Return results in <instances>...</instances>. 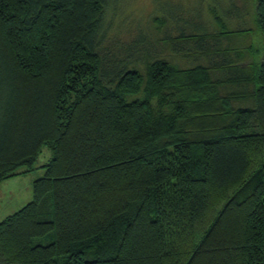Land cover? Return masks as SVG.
I'll return each instance as SVG.
<instances>
[{"label": "trees", "instance_id": "16d2710c", "mask_svg": "<svg viewBox=\"0 0 264 264\" xmlns=\"http://www.w3.org/2000/svg\"><path fill=\"white\" fill-rule=\"evenodd\" d=\"M108 2L0 0V185L53 153L0 264H264V0L262 51L218 48L250 31L214 11L226 31L180 37L207 65L144 72L104 53Z\"/></svg>", "mask_w": 264, "mask_h": 264}, {"label": "rangeland", "instance_id": "374dc122", "mask_svg": "<svg viewBox=\"0 0 264 264\" xmlns=\"http://www.w3.org/2000/svg\"><path fill=\"white\" fill-rule=\"evenodd\" d=\"M255 5L256 0H109L103 16L105 38L102 48L105 54L122 56L123 72L126 68H138L144 72L143 62L147 57L164 59L180 68L207 65L209 59L206 55L210 50L217 49V43L210 37L187 42H182L180 37L219 35L226 31L214 17L213 13L217 11L228 31H250L249 35L236 34L231 41L225 39L218 48L245 50L252 46L262 51L263 35L255 22ZM156 18L166 20L160 29L154 21ZM138 97L141 96L131 97L130 100ZM52 157V151L44 147L35 169L15 176L18 177V184L13 181L8 187L0 185V223L33 200L32 182L45 175V166ZM20 171H24V167ZM53 218L50 201L41 212L40 220L51 221ZM54 234L36 239L35 244L52 243Z\"/></svg>", "mask_w": 264, "mask_h": 264}, {"label": "crops", "instance_id": "0c3cea01", "mask_svg": "<svg viewBox=\"0 0 264 264\" xmlns=\"http://www.w3.org/2000/svg\"><path fill=\"white\" fill-rule=\"evenodd\" d=\"M17 178V179H16ZM14 179V180H13ZM16 180H18V177H12V178H10V179H8V180H5L2 184H3V186H5V187H8V185L11 183V182H13L14 181V184H18V181H16ZM32 183H34V182H32Z\"/></svg>", "mask_w": 264, "mask_h": 264}]
</instances>
